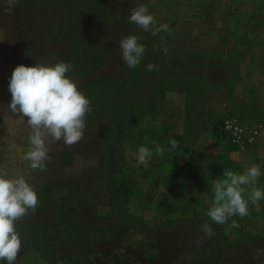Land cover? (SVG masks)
<instances>
[{
	"label": "rangeland",
	"instance_id": "obj_1",
	"mask_svg": "<svg viewBox=\"0 0 264 264\" xmlns=\"http://www.w3.org/2000/svg\"><path fill=\"white\" fill-rule=\"evenodd\" d=\"M116 1L118 6L125 2L120 16L125 31L116 40L137 36L146 47L143 58L129 69L117 41L101 50L104 59L92 75L71 77L80 91L86 86L93 92L95 86L88 85L97 80L101 86L107 83L109 92L111 76L118 75L121 65L126 70L119 79L126 80L124 91L120 97L112 92L114 103L111 96L107 104L109 94L95 87L98 94L90 107L98 111L96 117L86 114L81 141L71 146L63 139L46 141L51 159L45 162L46 170L39 171L22 158L29 149L30 128L27 117L22 120L21 113L8 109V85L15 67L55 64L64 45L55 38L56 27L42 31L32 10L17 7L19 0L11 15L3 11L7 5L0 0V167L10 176L24 174L37 194L98 177L88 184L109 187L111 205L98 209V225L125 224L123 244L148 249L145 264L168 260L155 259L154 246L144 244V238L152 244L163 238L174 249L173 264H264V199L249 204V215H234L223 225L206 215L214 198L212 180L223 178L225 169L242 173L255 163L261 169L255 186L264 189V0ZM140 4L147 5L157 27L167 23L171 32L153 36L129 22L131 10ZM53 17L56 23L64 20L62 13ZM110 25L116 36V22ZM97 50L89 52L98 56ZM148 64L158 70H146ZM227 118L255 129L253 140L233 143L222 129ZM170 140L178 147L157 156L154 144L168 149ZM140 146L153 150L146 167L136 158ZM249 195L246 192L245 199ZM233 220L239 227H229ZM205 222L214 233L210 238L200 230ZM217 239L223 242L222 258L211 261ZM102 248L108 252L111 247ZM55 251L57 257L63 252ZM16 264L53 262L18 254Z\"/></svg>",
	"mask_w": 264,
	"mask_h": 264
},
{
	"label": "trees",
	"instance_id": "obj_2",
	"mask_svg": "<svg viewBox=\"0 0 264 264\" xmlns=\"http://www.w3.org/2000/svg\"><path fill=\"white\" fill-rule=\"evenodd\" d=\"M116 0H19L17 7L32 10L33 20L38 23L42 31H48L52 26L57 31L55 38L62 40V52L56 54L57 61L63 60L73 65L68 76H90L102 63V49H111L118 40V34L125 31V25L121 22L122 8ZM62 13L64 20L56 23L54 15ZM116 22L118 31L112 33L111 22ZM107 23V24H106ZM51 25V26H50ZM91 45V46H90ZM90 48L97 50V55L89 52ZM72 58V61H68ZM124 66L118 69V75L111 76L113 88L109 92L103 86L92 81L88 86L103 89V93L109 94L107 104H111V96L116 100L125 89V81H120V74L126 72ZM115 80V82H113ZM140 84V83H139ZM89 92V87H81V92L94 100L98 93ZM102 104L99 108H102ZM89 112L92 117L98 109L91 107ZM90 117V118H91ZM98 177H88L85 182L72 183L71 187H48L39 192V204L35 212L29 211L28 215L16 221V230L21 233L20 256H34L42 260L51 259L53 264H145L146 248H128L123 244L125 238V224L120 226L102 228L98 225V209L101 206L110 205L109 187H92L88 183ZM67 185V183H66ZM106 204V205H105ZM111 206V205H110ZM87 212V219L81 220V215ZM46 216L40 221L37 216ZM83 217V216H82ZM144 244L154 246V258L173 264L170 258L171 251L163 243L152 244L149 239H142ZM219 241L214 255L208 259L218 261L222 258L221 243ZM170 243V241H168ZM111 247L108 252H102V246ZM55 249L63 252L57 257ZM139 257V261L135 257ZM225 263V262H224ZM189 264H192L190 261ZM217 264V263H216Z\"/></svg>",
	"mask_w": 264,
	"mask_h": 264
},
{
	"label": "clouds",
	"instance_id": "obj_3",
	"mask_svg": "<svg viewBox=\"0 0 264 264\" xmlns=\"http://www.w3.org/2000/svg\"><path fill=\"white\" fill-rule=\"evenodd\" d=\"M18 0H5L3 11L11 15ZM129 22L136 24L143 31L157 35L160 31L171 32L167 23L156 26L154 15L149 13L147 5L140 4L131 10ZM163 39V38H162ZM121 58L129 69L136 68L146 51L145 45L139 43L135 35H128L118 41ZM157 47H159L157 45ZM165 54L167 48L163 49ZM73 65L63 60L55 64L34 63L32 67L18 65L14 68L8 90L11 113H21V119L27 117L30 128L28 136L29 149L23 159L29 161L33 170L45 171L46 161L51 159L46 141L63 139L66 145H74L84 138L87 127L85 116L91 112V101L79 89L73 78L67 75ZM148 71L158 70L156 65L148 64ZM170 148L165 149L154 144L155 154L162 157L178 147L176 140L169 141ZM153 150L140 146L136 158L139 164L148 166ZM261 169L253 163L242 173L223 170L222 177L212 180L214 198L206 215L216 224H225L234 215L243 218L249 215V204L256 205L264 199V189L256 187ZM250 191L248 199L246 192ZM37 192L20 173L10 176L0 167V262L16 264L21 252V233L16 230V221L35 212L39 204ZM231 228L239 227L233 220ZM200 230L210 238L214 233L207 222Z\"/></svg>",
	"mask_w": 264,
	"mask_h": 264
},
{
	"label": "built area",
	"instance_id": "obj_4",
	"mask_svg": "<svg viewBox=\"0 0 264 264\" xmlns=\"http://www.w3.org/2000/svg\"><path fill=\"white\" fill-rule=\"evenodd\" d=\"M223 131L229 136L233 143L239 144L242 140L251 142L256 134L255 129L243 126L235 119L227 118L222 124Z\"/></svg>",
	"mask_w": 264,
	"mask_h": 264
}]
</instances>
